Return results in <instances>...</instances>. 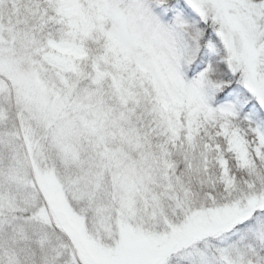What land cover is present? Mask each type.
Wrapping results in <instances>:
<instances>
[{
  "label": "snow or ice",
  "instance_id": "snow-or-ice-1",
  "mask_svg": "<svg viewBox=\"0 0 264 264\" xmlns=\"http://www.w3.org/2000/svg\"><path fill=\"white\" fill-rule=\"evenodd\" d=\"M0 264H264V0H0Z\"/></svg>",
  "mask_w": 264,
  "mask_h": 264
}]
</instances>
